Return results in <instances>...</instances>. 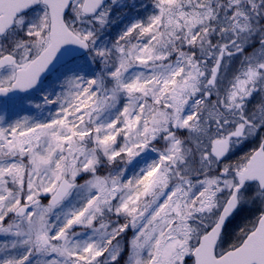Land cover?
<instances>
[{
    "label": "snow or ice",
    "instance_id": "obj_1",
    "mask_svg": "<svg viewBox=\"0 0 264 264\" xmlns=\"http://www.w3.org/2000/svg\"><path fill=\"white\" fill-rule=\"evenodd\" d=\"M124 7L0 0V264H264V0Z\"/></svg>",
    "mask_w": 264,
    "mask_h": 264
},
{
    "label": "trees",
    "instance_id": "obj_2",
    "mask_svg": "<svg viewBox=\"0 0 264 264\" xmlns=\"http://www.w3.org/2000/svg\"><path fill=\"white\" fill-rule=\"evenodd\" d=\"M133 12H134V9H132L131 5H126V7L122 8V9L120 8V10L117 12L118 14L116 16H119L123 13H127V14L131 15V14H133ZM114 31H115V29H114Z\"/></svg>",
    "mask_w": 264,
    "mask_h": 264
},
{
    "label": "rangeland",
    "instance_id": "obj_3",
    "mask_svg": "<svg viewBox=\"0 0 264 264\" xmlns=\"http://www.w3.org/2000/svg\"><path fill=\"white\" fill-rule=\"evenodd\" d=\"M137 2H139V0H137ZM121 3H123L124 5H132V0H121ZM120 10V8H116L113 11V15L116 16L118 13V11Z\"/></svg>",
    "mask_w": 264,
    "mask_h": 264
}]
</instances>
